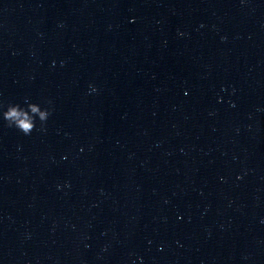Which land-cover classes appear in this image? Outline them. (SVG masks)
Segmentation results:
<instances>
[{
  "label": "water",
  "instance_id": "95a60500",
  "mask_svg": "<svg viewBox=\"0 0 264 264\" xmlns=\"http://www.w3.org/2000/svg\"><path fill=\"white\" fill-rule=\"evenodd\" d=\"M0 264H264V0H0Z\"/></svg>",
  "mask_w": 264,
  "mask_h": 264
},
{
  "label": "clouds",
  "instance_id": "9594fccd",
  "mask_svg": "<svg viewBox=\"0 0 264 264\" xmlns=\"http://www.w3.org/2000/svg\"><path fill=\"white\" fill-rule=\"evenodd\" d=\"M28 108L31 113H38L40 120L43 121V123L47 121L50 115V112L47 109L44 112H40L35 104H28ZM3 117L8 122L9 127L14 126L25 135H30L36 126L33 117L30 116L28 111H25L19 104L8 105L7 110L3 113Z\"/></svg>",
  "mask_w": 264,
  "mask_h": 264
}]
</instances>
